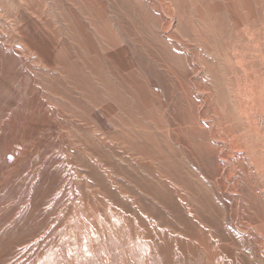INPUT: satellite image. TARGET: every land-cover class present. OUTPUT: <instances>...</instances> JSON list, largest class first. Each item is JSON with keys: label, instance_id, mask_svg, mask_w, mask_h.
I'll use <instances>...</instances> for the list:
<instances>
[{"label": "rangeland", "instance_id": "374dc122", "mask_svg": "<svg viewBox=\"0 0 264 264\" xmlns=\"http://www.w3.org/2000/svg\"><path fill=\"white\" fill-rule=\"evenodd\" d=\"M263 118L264 0H0V264H264Z\"/></svg>", "mask_w": 264, "mask_h": 264}, {"label": "bare ground", "instance_id": "6f19581e", "mask_svg": "<svg viewBox=\"0 0 264 264\" xmlns=\"http://www.w3.org/2000/svg\"><path fill=\"white\" fill-rule=\"evenodd\" d=\"M2 63V62H1ZM46 80H47V78H46ZM49 81V80H48ZM43 83V82H42ZM42 89V88H41ZM54 89V88H53ZM41 96V95H40ZM42 98V97H41ZM44 99V98H43ZM48 100V99H47ZM51 101V100H50ZM62 102V101H61ZM58 106V105H57ZM45 107V106H44ZM55 107V106H54ZM88 108V107H87ZM60 109V108H59ZM63 109V108H62ZM62 111V110H61ZM45 112V111H44ZM39 114V113H38ZM66 115H68V114H66ZM95 115V114H94ZM48 118V117H47ZM70 119V118H69ZM45 120V119H44ZM53 120V119H52ZM97 121V120H96ZM55 122V121H54ZM78 122H79V120H78ZM51 123H53V122H51ZM51 128V127H50ZM49 129V128H48ZM60 131H62V130H60ZM64 132V131H63ZM33 133V132H32ZM51 133V132H50ZM48 134V133H47ZM42 136V135H41ZM20 140V139H19ZM32 140V139H31ZM25 144V143H24ZM25 146V145H24ZM22 150V149H21ZM18 154V153H17ZM19 155V154H18ZM30 161V160H29ZM19 180V179H18ZM27 199V198H26ZM234 222H236V221H234ZM239 226V225H238ZM227 228V227H226ZM242 231V230H241ZM256 231V230H255ZM248 233H249V231H248ZM239 237V236H238ZM262 241V240H261ZM40 244V243H39ZM263 249V248H262ZM224 254V253H223ZM33 255V254H32ZM263 256V255H262ZM264 260V259H263ZM11 264V263H10ZM220 264V263H219Z\"/></svg>", "mask_w": 264, "mask_h": 264}, {"label": "built area", "instance_id": "2783aa9c", "mask_svg": "<svg viewBox=\"0 0 264 264\" xmlns=\"http://www.w3.org/2000/svg\"><path fill=\"white\" fill-rule=\"evenodd\" d=\"M263 123H264V118H263Z\"/></svg>", "mask_w": 264, "mask_h": 264}]
</instances>
